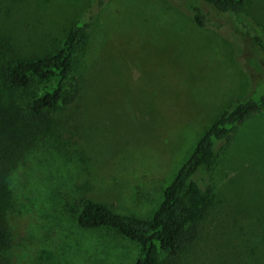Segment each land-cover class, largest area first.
I'll return each mask as SVG.
<instances>
[{"label": "rangeland", "instance_id": "374dc122", "mask_svg": "<svg viewBox=\"0 0 264 264\" xmlns=\"http://www.w3.org/2000/svg\"><path fill=\"white\" fill-rule=\"evenodd\" d=\"M94 1L0 0V37L15 59L52 54ZM103 1L76 64L78 96L51 113V130L20 146L23 121L0 78L3 264H135L137 244L78 226L79 201L149 217L209 125L264 81L246 31L206 4L192 2L207 14L201 28L182 0ZM237 20L264 37V0ZM212 180L199 238L174 264H264V112L237 127Z\"/></svg>", "mask_w": 264, "mask_h": 264}, {"label": "trees", "instance_id": "16d2710c", "mask_svg": "<svg viewBox=\"0 0 264 264\" xmlns=\"http://www.w3.org/2000/svg\"><path fill=\"white\" fill-rule=\"evenodd\" d=\"M248 1L182 0L186 2L184 7L192 22L198 27L206 28L209 20L203 9L192 2L206 4L218 14L233 19L241 30L246 31L243 33L254 44L261 65H264V37L250 35L245 29L246 23L237 20ZM105 4L103 0H95L67 28L58 48L41 58H13L9 42L0 37L2 86L18 106L26 132L20 139V146L29 143L31 130L40 126L51 130V113L71 105L77 98L76 64L88 44L96 17L108 5ZM262 112L264 81L257 83L247 98L234 102L209 125L191 155L163 190L158 206L149 217L122 214L92 200L81 199L76 215L78 226L111 229L134 242L139 247L135 264H174L184 249L199 238L197 221L213 199L212 174L220 162L221 153L230 144L237 127ZM3 160L0 159V179L8 171V160ZM8 247L9 235L0 217V249ZM0 264H3L1 259Z\"/></svg>", "mask_w": 264, "mask_h": 264}, {"label": "crops", "instance_id": "0c3cea01", "mask_svg": "<svg viewBox=\"0 0 264 264\" xmlns=\"http://www.w3.org/2000/svg\"><path fill=\"white\" fill-rule=\"evenodd\" d=\"M251 1V0H250Z\"/></svg>", "mask_w": 264, "mask_h": 264}]
</instances>
